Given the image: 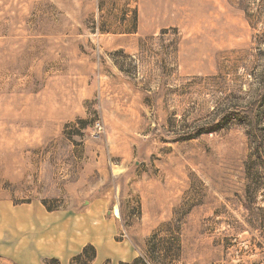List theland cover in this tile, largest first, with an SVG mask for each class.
Instances as JSON below:
<instances>
[{"label": "rangeland", "instance_id": "obj_1", "mask_svg": "<svg viewBox=\"0 0 264 264\" xmlns=\"http://www.w3.org/2000/svg\"><path fill=\"white\" fill-rule=\"evenodd\" d=\"M0 264H264V0H0Z\"/></svg>", "mask_w": 264, "mask_h": 264}, {"label": "crops", "instance_id": "obj_2", "mask_svg": "<svg viewBox=\"0 0 264 264\" xmlns=\"http://www.w3.org/2000/svg\"><path fill=\"white\" fill-rule=\"evenodd\" d=\"M56 248H57V247H54V248H51V249L55 250V252L63 253V248H58V249H56ZM59 249H61V251H59ZM46 250L49 252V251H50V247L47 246V247H46Z\"/></svg>", "mask_w": 264, "mask_h": 264}, {"label": "trees", "instance_id": "obj_3", "mask_svg": "<svg viewBox=\"0 0 264 264\" xmlns=\"http://www.w3.org/2000/svg\"><path fill=\"white\" fill-rule=\"evenodd\" d=\"M84 252V251H83ZM94 252L90 255V258H92L94 255ZM80 255H81V253H78V254H76L73 258H79L80 257ZM89 257V256H88ZM54 261H56V260H54Z\"/></svg>", "mask_w": 264, "mask_h": 264}, {"label": "built area", "instance_id": "obj_4", "mask_svg": "<svg viewBox=\"0 0 264 264\" xmlns=\"http://www.w3.org/2000/svg\"><path fill=\"white\" fill-rule=\"evenodd\" d=\"M96 126L100 128V124L98 122L96 123Z\"/></svg>", "mask_w": 264, "mask_h": 264}]
</instances>
